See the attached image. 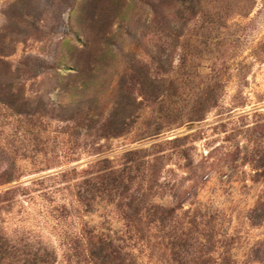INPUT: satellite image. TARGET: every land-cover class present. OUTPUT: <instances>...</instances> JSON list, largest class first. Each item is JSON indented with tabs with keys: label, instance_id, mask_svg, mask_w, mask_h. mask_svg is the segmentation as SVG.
<instances>
[{
	"label": "rangeland",
	"instance_id": "374dc122",
	"mask_svg": "<svg viewBox=\"0 0 264 264\" xmlns=\"http://www.w3.org/2000/svg\"><path fill=\"white\" fill-rule=\"evenodd\" d=\"M114 1L101 3V19L89 0H0L2 61L44 63L22 79L33 107L39 96L73 101L60 83L86 44L106 54L90 97L64 112L73 120L40 128L0 103V161L16 165L0 185V264H112L89 255L96 237L120 264H264V0H207L223 3L220 29L213 12L185 26L171 0ZM160 11L179 38L157 25ZM133 65L138 114L122 135L101 137ZM106 168L125 170L127 190L81 198Z\"/></svg>",
	"mask_w": 264,
	"mask_h": 264
},
{
	"label": "trees",
	"instance_id": "16d2710c",
	"mask_svg": "<svg viewBox=\"0 0 264 264\" xmlns=\"http://www.w3.org/2000/svg\"><path fill=\"white\" fill-rule=\"evenodd\" d=\"M65 3V9L70 7V0H63ZM116 1V0H115ZM114 1V3H115ZM163 1V0H160ZM174 4H179V7H177L180 11H183V20L186 24L191 23L192 21H196L198 19V16L200 15L203 19V23L206 21L205 18L211 16V22L212 24H216L218 29H220L219 22L223 21V14L221 13L222 4L220 5H214L210 7V9L207 7L208 1L207 0H171ZM104 0H89L90 7L94 8V5L96 6L97 15L99 18L103 19L102 17L105 15V11L103 8ZM221 2L218 0V4ZM247 2L251 3L249 6L252 7L254 0H247ZM162 2L160 3V6ZM101 7V9H100ZM156 10V8H154ZM220 9V10H219ZM215 10V11H213ZM217 10V11H216ZM157 12V11H156ZM163 12L160 11L159 13H155L154 19H156L157 25L163 24ZM242 14V13H241ZM160 15V18H158ZM158 18V19H157ZM228 17L225 18V22H227ZM196 27L198 26L195 23ZM163 27L164 25H160ZM164 30L167 32L168 35H171V37L179 38L181 34H183V29L180 31L178 28L174 30V28H171L170 26L165 25ZM204 29V28H202ZM174 30V31H173ZM241 30V29H239ZM243 30V29H242ZM214 31V27L210 30ZM91 42L89 44H86L85 47L82 50H79L77 52L78 60L76 62V73L74 75H70L68 77V80L66 79L64 83H60L62 85V90H64L66 93L70 94L73 98V101L68 103L67 105H60L58 108L54 106L52 103L47 101L43 96L38 97V103L39 107H33L32 101L29 97H26L24 94V83L22 82L23 78H30V77H36L40 73L41 67L44 66L43 62H38L34 59H27L25 62H22V65L20 67H11L6 62L2 61V58H0V62L7 65L8 68L5 69V76H8V79H11L9 81H6L4 78L1 77L0 72V103H3L7 105L13 112H15L20 117H26L30 118L32 120L40 121V124L38 123V127L41 128L42 121L44 118L47 119H56V118H62V120H73L71 115H64L66 109H74L76 106L82 108V101L85 102L90 97L91 88L94 84H96L97 81V73L102 69L100 65H102L103 60L106 57L105 52L99 51V52H93L91 51ZM102 45L105 47L107 46V43L105 41L102 42ZM91 51V54H88L86 58L81 57L82 53ZM84 55V54H83ZM7 71V73H6ZM141 68L133 65L130 71L128 69L123 74V77L121 79V82L119 83L118 91L122 93V95L125 94V97H127L126 101H123L120 107H118L117 111H114L109 114L106 118H102L100 122V128L98 130V135L101 137H115L122 135L128 127V120L131 117H136L138 113V108H140V102L137 101V97L134 96V92L136 90V85L140 83V75H141ZM125 77L128 78V81L126 82ZM5 80V82L3 81ZM16 80L20 82V85L15 84ZM59 78H55V85L54 90L58 88L59 86ZM16 86V87H15ZM89 111V110H88ZM58 112V113H57ZM64 116V117H63ZM135 119V118H134ZM86 127H90V122L88 124H85ZM3 155V154H2ZM5 156V157H4ZM4 159L0 161V185L12 182L16 178V165L14 161H8L7 155H3ZM125 170L124 169H104V171H99L96 174H94V178L90 179L89 181H93L94 183H88V189H84L83 192L79 193V196L81 198H84V195L87 193H90L92 196L95 194V192H107L108 194H114V192H119L120 189L127 190V182L125 181L124 175ZM163 211L162 207H158L154 211V215L160 214V212ZM167 211V210H165ZM161 215L159 217V222H164L163 219H161ZM158 221V220H157ZM96 240L90 239L89 243V255H92L93 258H95L97 261L101 258L103 259V262H108L112 264H120L118 262V252L113 255V252L110 250L112 243L107 242V239L104 237H96ZM44 252H46L44 250Z\"/></svg>",
	"mask_w": 264,
	"mask_h": 264
}]
</instances>
